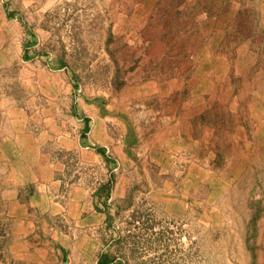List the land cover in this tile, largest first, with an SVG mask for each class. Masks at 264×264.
Instances as JSON below:
<instances>
[{
	"label": "rangeland",
	"instance_id": "1",
	"mask_svg": "<svg viewBox=\"0 0 264 264\" xmlns=\"http://www.w3.org/2000/svg\"><path fill=\"white\" fill-rule=\"evenodd\" d=\"M105 251L264 264V0H0V264Z\"/></svg>",
	"mask_w": 264,
	"mask_h": 264
},
{
	"label": "trees",
	"instance_id": "2",
	"mask_svg": "<svg viewBox=\"0 0 264 264\" xmlns=\"http://www.w3.org/2000/svg\"><path fill=\"white\" fill-rule=\"evenodd\" d=\"M129 225L134 224L132 221L128 222ZM135 225V224H134ZM135 225V229H136ZM107 227H111V224H108ZM130 230V229H128ZM136 233H132L130 234L129 231L127 233V235H125L123 238L119 237V239L117 240V242H115L116 245V250L117 251H122V249L124 248L125 244H127L126 246H128V244H130V242L133 241H129L130 238H133L135 236ZM123 256V253L121 254ZM120 255V256H121ZM117 261H121L119 259H117V256L115 254H113L112 252H101L97 258V264H113ZM122 262V261H121Z\"/></svg>",
	"mask_w": 264,
	"mask_h": 264
},
{
	"label": "water",
	"instance_id": "3",
	"mask_svg": "<svg viewBox=\"0 0 264 264\" xmlns=\"http://www.w3.org/2000/svg\"><path fill=\"white\" fill-rule=\"evenodd\" d=\"M62 264H67V261H64Z\"/></svg>",
	"mask_w": 264,
	"mask_h": 264
}]
</instances>
